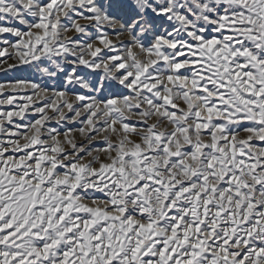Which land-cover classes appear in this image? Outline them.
<instances>
[{"label": "snow or ice", "instance_id": "obj_1", "mask_svg": "<svg viewBox=\"0 0 264 264\" xmlns=\"http://www.w3.org/2000/svg\"><path fill=\"white\" fill-rule=\"evenodd\" d=\"M0 264H264V0H0Z\"/></svg>", "mask_w": 264, "mask_h": 264}, {"label": "rangeland", "instance_id": "obj_2", "mask_svg": "<svg viewBox=\"0 0 264 264\" xmlns=\"http://www.w3.org/2000/svg\"><path fill=\"white\" fill-rule=\"evenodd\" d=\"M15 75H17V74L16 73H8L7 76H5L4 73L0 72V80L13 78Z\"/></svg>", "mask_w": 264, "mask_h": 264}]
</instances>
